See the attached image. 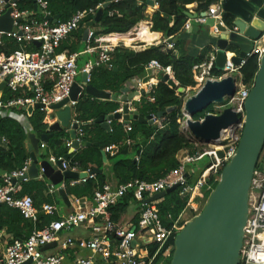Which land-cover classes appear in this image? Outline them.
Here are the masks:
<instances>
[{"label": "built area", "instance_id": "built-area-1", "mask_svg": "<svg viewBox=\"0 0 264 264\" xmlns=\"http://www.w3.org/2000/svg\"><path fill=\"white\" fill-rule=\"evenodd\" d=\"M19 3L0 0V16L11 9V17L16 28V31H0V49L4 47L6 39L16 41L19 45V49L9 55L0 50V85L6 83V87L0 89V115L17 118L29 133L32 132V126L25 110L41 105L39 110L45 112L48 118L52 106L70 97L76 79L81 73L87 74V82L90 83L91 73L96 66L113 67L111 54L116 46L106 41L105 36H96L95 31L90 28L84 52L96 55V60L87 62L81 69L78 65L81 54L68 55L67 53H58L57 50L62 42L81 27L86 18L95 17L103 5L99 9L78 11L69 20L53 24L48 19L50 15L47 11L46 0H37V12L40 11L44 16L43 19L37 18L33 10L21 9ZM221 4L222 0L212 5L209 11L205 12L207 16L199 17L197 22L206 25L208 18H214L216 22L226 25ZM188 28L187 24L186 29ZM214 29L217 31V25L214 26ZM36 43L41 45L37 46ZM167 47L171 49L173 42ZM226 54L227 62L223 70L224 75L220 78L210 75L215 64L216 54L212 55L210 62L195 66L197 85L193 90H199L208 79H221L229 75L241 74L240 71L247 58L235 66L231 62L230 53ZM253 54L258 55L259 58L264 55V38L256 41ZM156 68L175 80L171 67L163 68L155 63L148 69L155 70ZM252 87L243 85L235 97L227 102L228 105L236 108L242 117V122L237 127L223 133L220 145H215L214 149L210 150L204 147L203 152L184 156L180 159V165L176 169L154 182L135 181L119 186L109 183L102 190L96 192L91 205L83 203L81 206L80 204L78 210L53 221L44 228H39L40 212L35 207L33 198L28 195L19 198V185L13 183V178L19 179L28 173L30 160L21 170L5 175L3 182H0V204H8L18 209L25 219L33 223L34 230L27 239H17L10 243L0 264H25L29 261L30 264H153L162 247L173 236H177L184 226L175 223L171 229H167L158 208L160 200L151 203H146V200L177 184H180V188H182V195L190 194V198L197 197V191H199L204 196V189L209 177L222 171L237 152L245 120L244 104ZM132 88L134 91L151 90L153 86L149 82L139 80L133 83ZM5 90L8 93L7 98L4 97ZM137 100L139 102L140 97ZM69 104L75 107L77 103L70 102ZM120 110L121 108L118 111ZM189 119L190 117L184 114V118L180 121L181 127L186 128ZM153 121L157 122L156 125L160 129L164 127L161 118L153 115ZM126 130L132 131V127L128 125ZM77 134L79 135H77V140L82 144L79 137L84 135L83 130L79 128ZM67 147L72 149V141L67 143ZM41 148H46V144H42ZM117 148L113 145L108 148V151L113 155L117 152ZM219 152H223V156L219 155ZM206 156L212 159L211 166L194 181L195 184L190 185L188 177L195 170L191 165L199 163ZM63 159L51 157L49 161L54 164L63 161L64 170L77 171ZM94 177L95 175H91L88 179ZM88 179L71 182L72 185H75L81 182L85 183ZM55 189L56 187H51L52 192L56 191ZM210 189L211 187L207 188V190ZM131 190L138 202V221L118 226L111 220L108 209L110 206L116 205ZM249 207L242 264H264V169H257L255 173ZM43 212L47 215H54L58 209L56 206L47 204L44 205ZM82 226H87L92 230L91 238L85 239L68 235L74 229ZM52 244H56L53 247L54 252H50L51 248L43 250ZM150 245H158V250L153 256L150 255L148 249ZM85 252L90 253L85 255ZM171 252L172 246H169L164 252V257H170Z\"/></svg>", "mask_w": 264, "mask_h": 264}, {"label": "trees", "instance_id": "trees-1", "mask_svg": "<svg viewBox=\"0 0 264 264\" xmlns=\"http://www.w3.org/2000/svg\"><path fill=\"white\" fill-rule=\"evenodd\" d=\"M106 1L46 0L49 15L52 17L61 15L59 22L69 20L78 11L99 9ZM219 1L156 0L158 10L150 18L148 14L149 6L146 2L142 0H114L106 8L99 22L95 23V17L89 16L77 31L62 42L57 50L58 53L80 54L87 46L84 36L89 25L95 31L96 36H109L111 34H127L138 24L149 19L152 22V32H161L169 40L178 38L176 42H173L171 49L167 48V45H159L137 52L124 45L117 46L111 54L112 68L106 65L94 68L91 73L90 84L98 89L120 95L130 80L146 81L148 68L155 63L163 68L171 67L178 83L177 88H172L169 84L160 81L139 102L135 103V107L144 118L153 115L158 116L159 113L166 112L169 108L174 107V110L165 113L161 118L164 123L162 129L157 125H150L148 122L133 121L131 124L132 131L128 132L119 121H113L111 123L112 130L108 132L100 124L94 123V120L102 115L107 116L117 112L121 108V104L111 100L102 101L81 95L75 105L74 119L80 123V129L84 133L82 137H79L82 141V147L70 154V149L67 147V143L71 139L69 133L66 130L54 132L52 138L46 144L47 153L39 156L40 161H44L50 160L52 156L59 159L69 155L68 163L70 167L75 168L79 172L93 171L94 169L104 170L102 173L95 175L94 178L88 179L85 183L81 182L71 185L70 181L67 182L66 192L68 195H74L77 198H87L92 201L96 192L109 184V179L105 172L107 166L103 161V151L107 153V158L111 163L110 170L115 178V186L135 181L154 182L180 165L178 155L181 151L189 150L191 155L203 152L205 146L190 140V137L181 131L180 121L184 118L182 109L187 90L191 88L193 92L197 85L194 73L195 66L209 62L212 56L210 53L214 55L215 52L207 46L201 54L190 55L187 50V42L180 35L186 30V25L189 22V18L186 16L188 5L198 4L196 11L198 14H202L208 12L210 7ZM19 5L21 9L34 10L32 0H23ZM36 17L39 19L44 18L40 11L36 13ZM223 18L224 22L230 26L232 18L227 14H224ZM18 49L19 45L16 41L6 39L4 47L0 50L9 55ZM82 57L85 58L80 56L79 59H82ZM84 61L87 62L88 59H84ZM259 68L260 58L258 55H252L246 59V63L240 71L244 86H253ZM210 75L220 78L224 75V72L219 70L214 64ZM179 88H184L186 92L179 93ZM4 95L5 98L8 97L6 90ZM210 110L212 112V107ZM29 121L32 126V132L37 136L48 132L49 124L45 112L34 111L29 116ZM1 137L7 140V144L0 145V173L10 175L15 171L21 170L25 163L30 160L26 145L28 132L17 118L4 115L0 118ZM86 144L90 145L87 146ZM113 145L118 148L117 152L112 155L108 148ZM126 149H130V152L123 154ZM223 154V152H219V155L223 156ZM206 159L207 161L211 160V162L207 166H203L202 169L197 170L195 168L196 164L193 166L195 170L188 177L190 185L195 184L194 181L211 166L212 159L206 156L202 161ZM257 169H264V154L261 156ZM220 175L221 171L217 175L209 177L204 189L206 199L209 198L217 186ZM3 177L0 176V182H3ZM208 187H211V189L207 190ZM18 188L19 198L27 195L33 198L35 207L40 212L39 228H44L62 217L59 212L54 215H47L43 212L44 205L49 204L58 207L62 205L61 198L56 192L51 191L47 180L34 179L24 181L19 184ZM181 193L182 188H179L158 203L161 219L167 229H171L175 223L184 226L181 217L188 208L191 196L190 194L182 195ZM137 203L134 192L132 190L129 191L116 205L109 207L111 220L118 226L126 225L129 209L133 204L137 205ZM137 221L138 215L135 222L137 223ZM16 222L24 224L20 232L10 226L11 223V225L16 227ZM3 228L14 233L15 240H25L34 230V225L30 220L25 219L18 209L8 204H0V229ZM175 236L162 247L156 255L153 264H170L174 251ZM169 246H172V252L170 257L165 258L164 252ZM148 249L150 250V255L153 256L158 250V245H150Z\"/></svg>", "mask_w": 264, "mask_h": 264}, {"label": "water", "instance_id": "water-1", "mask_svg": "<svg viewBox=\"0 0 264 264\" xmlns=\"http://www.w3.org/2000/svg\"><path fill=\"white\" fill-rule=\"evenodd\" d=\"M9 3L23 0H5ZM35 11L38 10L37 0ZM114 0H107L98 10L94 22L100 21L106 8ZM149 6H154V0H142ZM222 11L232 18L231 25H222L214 18H208L206 26L209 27L210 37L216 41V67L223 71L227 62V52L232 53L231 62L238 66L243 59L253 54L256 41L264 38V0H222ZM190 21H197L199 17H206V13L198 14L186 12ZM61 15L48 16V19L57 24ZM217 25V31L214 26ZM89 28L85 32L84 40L87 41ZM0 31H16L14 20L11 17V9L0 16ZM172 41L170 40V43ZM40 46V43H36ZM87 74H83L82 83L76 82L68 99L52 106L47 120L49 130L46 134L37 136L33 132L28 133L26 141L30 167L28 173L19 179L13 178V183L45 178L52 186L58 187L56 193L70 206L67 192L62 185L69 181H81L91 175L102 173L103 170L94 169L90 173L64 170L63 161L53 163L49 160L40 161L41 145L47 144L54 132L66 130L72 141L70 154L79 150L82 144L77 140L79 123L74 120L75 107L70 102L77 103L81 95L89 96L102 101H114L121 104V110L107 116L102 115L94 123L100 124L106 131L111 132L113 121H123L130 125L133 121L148 122L153 124V116L142 117L131 105L138 97L145 96L149 91L130 92L129 87L122 90V95L113 94L109 91L96 88L87 82ZM162 82L177 88L178 83L165 75ZM241 83L236 76H226L221 79H208L205 84L196 91V94L186 99L183 105V114L190 117L187 127L183 130L190 133V139L199 144L215 146L221 144L223 133L237 127L242 122V117L234 106L227 102L234 98L241 89ZM6 87V83L0 85V89ZM179 93H185L184 88L178 89ZM41 105L29 107L27 111L31 116ZM212 107V112L210 108ZM245 120L241 138L235 156L222 169L220 180L209 196L207 203L198 215L189 221L178 233L174 243V251L170 264H242V250L245 240V227L249 217V202L253 179L259 166L264 151V55L260 58V68L249 97L244 104ZM173 108L158 114L162 118ZM210 110V111H209ZM207 115L200 120L202 114ZM195 117L200 118L192 121ZM1 118V115H0ZM89 146L90 144H86ZM124 152L123 154H126ZM103 161L108 163L107 153L102 152ZM69 155L63 160L68 161ZM62 186V187H61ZM180 188L177 184L166 191L154 195L146 200L151 203L165 198ZM135 244V243H134ZM56 244L48 245L43 250L55 247ZM30 264V261L25 263Z\"/></svg>", "mask_w": 264, "mask_h": 264}, {"label": "crops", "instance_id": "crops-1", "mask_svg": "<svg viewBox=\"0 0 264 264\" xmlns=\"http://www.w3.org/2000/svg\"><path fill=\"white\" fill-rule=\"evenodd\" d=\"M33 4H34V2H33ZM34 6H35V4H34ZM197 8H198V4H192V5H188L187 6L188 11H190V12L198 13L196 11ZM157 10H158V4L155 1V5L154 6H149L148 7V14H149L150 18L153 16V14ZM33 11H35V9ZM35 13H37V11H35ZM187 24L189 25V28L186 29L185 31H183L181 33L180 37H182V38H184L186 40L188 53L190 55L196 56V55L201 54L202 51L207 46H209L211 48V50L213 52H215V54H216V51H217L216 46H215L216 41L213 38L210 37V34H209L210 29H209V27L206 26V25H202V24L198 23L197 21H190V20H189V22ZM132 31L133 32L135 31V33H133ZM132 31L129 32V33H127V34H111L109 36H105V39H106V41H107V39H111V41H114V42H111V43H113L116 47L117 46H120V45H124L125 47L127 46V48L132 49V50L137 51V52L138 51H142L143 49L149 48L151 46H159V45L166 46V45L170 44V40L172 42H176L177 39H178V38H175V39H170L169 40L161 32H152V22L150 21V19L141 22ZM155 34H157V35H155ZM147 42H150V43H147ZM84 51H85V49H84ZM84 51L82 53H80L81 54L80 56H84L85 58L82 57V59H79L78 60V65H79V67L81 69L85 66V64L87 62H89V61H95L96 60V58H95L96 55L86 54ZM210 55H213V54L210 53ZM230 55H232V54L230 53ZM84 59L85 60L88 59V61L85 62ZM165 75H167V74L164 73V72H162L161 70L158 71L157 68L155 70L148 69L147 79L144 82L151 83L152 86H153V88H154L160 81H162V79H163V77ZM234 76H236L238 78V82L241 83V81H242V75L241 74H236ZM82 80H83V73H81L79 75V77L76 79V82H78V83L81 84L82 83ZM136 81H139V80H137V79L130 80L129 82H127V84H126L125 87H129L130 88V92H133L134 90L132 88V85ZM242 86H243V84H242ZM151 90H148V91L150 92ZM191 90H192L191 88H189L187 90V95H186L185 101L189 97H191V96H193V95L196 94V92H192ZM120 95H122V92H121ZM142 97L140 96V99ZM151 100L153 101V99H151ZM137 101L138 100H136V103H137ZM132 108L133 109H136V107H135V101H134V105H132ZM47 122L49 124H52L48 120H47ZM119 122L121 124H123V126L125 127V130H126V127L128 125L124 124L123 121H119ZM131 124L129 126H131ZM153 124L156 125L157 122H155ZM183 129L184 128L181 127V131L185 135H188L190 137L191 136L190 133L188 131L183 130ZM139 140H140V137H139ZM69 141H71V139ZM2 144H4V145L7 144V140L5 138H2L1 137L0 138V145H2ZM197 144H199V143H197ZM200 145L207 147V145H203V144H200ZM46 148H47V146H46ZM46 148H41L40 154H46L47 153ZM124 152L129 153L130 152V149H126ZM189 154H190L189 150H183V151H181L179 153L178 159L180 160L184 156L189 155ZM209 162H211V160L210 161H207V159H206L205 161H202V162L200 161L199 163H197L196 166L195 165H191V166L192 167L195 166V168L197 170H200V169L203 168V166H207V164ZM105 165L107 166V168L105 169V172L107 173V176H108V179H109V183L112 184V185H116L115 184L114 175H113V173L110 170L111 163L109 162V160H108V163L105 164ZM77 172H79V171H77ZM0 176H5V174L0 173ZM39 179H45V178H39ZM49 185H50V188H51L52 185H51L50 182H49ZM71 185H72V182H71ZM62 186L66 190V184L65 185H62ZM57 189H59V186L56 187L55 190L57 191ZM56 191H54V192H56ZM67 196L69 198L70 206H67L64 203L63 199L60 196L59 197L62 200V205L59 206V207L56 206L57 209H58L59 214L62 217H66L69 214H71V213L75 212L76 210H78L80 204L82 206L83 203H85V204H87L89 206L93 202V200L91 201V200H89L87 198H77L74 195H68V193H67ZM137 213H138V205L133 204L130 207V209H129L128 216L126 218L127 219V222L135 221L136 218H137ZM10 226H13L16 231L20 232L21 229L23 228L24 224L23 223L19 224L18 222H16V227H15V225H11V223H10ZM23 234H25V233H23ZM68 235H71L73 237H80V238L89 239V238L92 237V230L89 227H87V226H82V227H79V228L74 229ZM14 240H15L14 233L6 230L5 228L0 229V260L5 256L8 245L10 243H12ZM50 252L51 253L54 252L53 248H51ZM89 253L90 252H85L84 254L85 255H88Z\"/></svg>", "mask_w": 264, "mask_h": 264}, {"label": "rangeland", "instance_id": "rangeland-1", "mask_svg": "<svg viewBox=\"0 0 264 264\" xmlns=\"http://www.w3.org/2000/svg\"><path fill=\"white\" fill-rule=\"evenodd\" d=\"M133 33H135V31ZM194 91H197V90H193V92ZM206 115H207V111L202 114L201 119L203 120L206 117ZM199 119L200 118H197V117L194 118L195 121H197ZM207 149H209V150L214 149V146H212V147L207 146ZM207 200L208 199L205 198V194H204V196L201 195V196H197V197L194 196V197L190 198L188 208L181 217V220H182L184 226L189 221H191L196 215H198L200 212H202V210L204 209V207L207 203Z\"/></svg>", "mask_w": 264, "mask_h": 264}, {"label": "bare ground", "instance_id": "bare-ground-1", "mask_svg": "<svg viewBox=\"0 0 264 264\" xmlns=\"http://www.w3.org/2000/svg\"><path fill=\"white\" fill-rule=\"evenodd\" d=\"M139 34V33H138ZM108 42H114V41H111V39H107ZM147 43H150V42H147ZM232 55H230L231 57ZM197 196H201V192L197 191Z\"/></svg>", "mask_w": 264, "mask_h": 264}, {"label": "clouds", "instance_id": "clouds-1", "mask_svg": "<svg viewBox=\"0 0 264 264\" xmlns=\"http://www.w3.org/2000/svg\"><path fill=\"white\" fill-rule=\"evenodd\" d=\"M232 54V53H231Z\"/></svg>", "mask_w": 264, "mask_h": 264}]
</instances>
